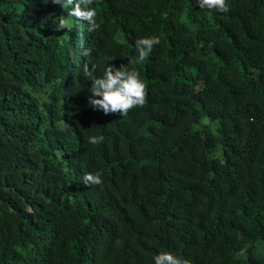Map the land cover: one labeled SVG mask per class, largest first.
<instances>
[{
    "label": "trees",
    "instance_id": "obj_1",
    "mask_svg": "<svg viewBox=\"0 0 264 264\" xmlns=\"http://www.w3.org/2000/svg\"><path fill=\"white\" fill-rule=\"evenodd\" d=\"M226 2L0 0V264H264V0ZM150 36L144 106L93 110L81 42L100 76Z\"/></svg>",
    "mask_w": 264,
    "mask_h": 264
},
{
    "label": "clouds",
    "instance_id": "obj_2",
    "mask_svg": "<svg viewBox=\"0 0 264 264\" xmlns=\"http://www.w3.org/2000/svg\"><path fill=\"white\" fill-rule=\"evenodd\" d=\"M48 2V0H47ZM53 4L61 5L68 11V16L63 15L57 17L55 27L57 31L67 29L71 32L73 23L71 18L85 21L88 25V31L94 32L99 29L97 23V9L91 7L97 0H51ZM197 4L202 9L209 11L228 12V4L226 0H197ZM78 41L81 40L82 34L76 30ZM68 35L67 33H65ZM81 48V56L83 58V77L90 80V95L88 97V105L97 111H102L105 115L113 113H121L122 116L128 114L133 108L143 107L146 102V84L140 77L137 65H142L149 57L155 45L160 43V38L156 36L142 37L135 41L136 58L129 59L127 66L115 67L109 65L103 69L102 75L96 76L98 65L92 63L89 65L90 49H87L88 41ZM86 105V102H85ZM88 105L87 108H88ZM103 135H93L86 137V143L91 145H99L103 143ZM83 183L89 186L103 185L102 174L100 172H85L83 175ZM155 264H190L187 259H180L171 252H161L154 257Z\"/></svg>",
    "mask_w": 264,
    "mask_h": 264
}]
</instances>
